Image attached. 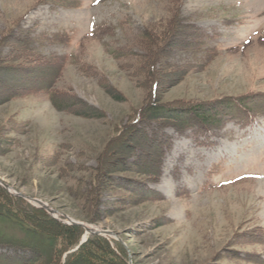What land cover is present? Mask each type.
<instances>
[{
	"label": "rangeland",
	"instance_id": "1",
	"mask_svg": "<svg viewBox=\"0 0 264 264\" xmlns=\"http://www.w3.org/2000/svg\"><path fill=\"white\" fill-rule=\"evenodd\" d=\"M179 3L183 24L211 38L195 52L191 26L158 49L163 77L154 101L174 108L263 97L264 0H0V187L113 232L102 236L122 244L130 264H264V112L213 133L159 127V138L172 142L161 166L150 144L151 154L130 140L158 124L136 123L150 97L137 62L150 51L130 39L148 23L165 25ZM21 29L60 59L51 89L65 106L46 89L20 93L9 82L7 66L26 63ZM121 47L130 54L117 56ZM212 47L218 51L208 53ZM148 156L150 176L142 168ZM15 251L0 244V257L24 256ZM27 262L20 264H52Z\"/></svg>",
	"mask_w": 264,
	"mask_h": 264
},
{
	"label": "trees",
	"instance_id": "2",
	"mask_svg": "<svg viewBox=\"0 0 264 264\" xmlns=\"http://www.w3.org/2000/svg\"><path fill=\"white\" fill-rule=\"evenodd\" d=\"M55 1L62 6L75 5V0ZM180 5L181 3H179L178 7L171 14L172 16L165 25L160 23H148L145 25L144 29L139 31V34L132 36L130 39L131 43L135 42L145 51H150L147 56H144V60L142 59L141 66L139 62H137L139 68L145 69L146 67L144 74L138 73V71L137 74H141L143 78L148 79L150 97L148 100L149 103L136 114V117H138L136 123H140L141 120L158 123L153 130H147V127H144V130H140L138 133L136 140L135 137L130 138V140L138 144L135 146L136 150L142 149L149 152V154H151L150 150L146 149V147L150 144L153 153L157 155L155 159L160 163V166L165 151L164 147H170L172 142L168 137L166 139L163 137L159 138V127L160 129L172 127L180 134H186V132L195 129L205 131L212 130L213 133V130L222 128L229 119L247 122L246 120L252 117L249 113L264 112V96L257 98L256 101L254 100L255 97L248 100L224 99L218 102L219 104L215 103L216 105L208 104L197 107L177 106L173 108L167 104L154 101L157 99L158 85L163 75V70L156 67V52L162 45H172L174 37L179 38L184 28H188L189 30L192 26L183 24L181 21L179 14ZM192 29L191 35L193 34L194 40L190 48L194 49L195 52H201L205 40L209 35L206 31L196 26H192ZM21 30V36H17L16 40L19 44L18 47L22 50L20 56L26 63L19 62L23 64L7 66L6 70L9 73V82L11 81L15 86L16 83L19 84L21 87L20 93L23 90L36 91L38 89H46L50 93L51 99L58 107L65 106V98L57 99L59 93L51 89L57 77V70L59 69V65L57 64L60 59H58L57 55L46 56L43 54L38 50V47L34 46L35 38L29 35L30 32L29 34H24L25 30ZM179 46L181 45L179 44ZM217 51V49H211L207 52L215 53ZM127 53H125L122 47L118 48L116 51V55L121 57L130 54V52ZM133 54L134 53L131 55ZM26 55L33 59H28ZM165 56L166 55H162L161 57L166 59L167 56ZM32 60H36V63ZM37 61L39 62L37 63ZM181 65L182 64L175 68H178V70L182 72L184 66ZM134 72H136L135 69ZM12 87L13 88L9 90L10 93H13L12 91L16 89V87ZM4 99L6 100L7 98ZM60 100H62L61 103L58 102ZM150 101H154V103L151 104ZM86 114L88 116H99L94 113ZM141 146H143V148ZM0 147L5 149L3 142ZM149 156L144 159L145 165L143 164L142 166L146 176L152 175L150 166L155 162V159H151ZM112 167H116V165ZM135 188H142V185L139 183L138 187ZM141 190L143 193L146 192L144 189ZM148 192L154 193L152 190ZM0 222V225H4L7 222L13 223L12 225L8 223L4 227L0 226V244L13 247V249L16 250L15 252H25L24 256L22 254L17 256L15 255L16 253L13 256L3 254V256L0 257V264H20L25 263L26 259L28 260L27 263H42V261L48 263L50 261L52 264H130L127 251L119 242L116 243L115 246H112V243L104 236L92 234L89 235L86 242L79 245L83 236L81 226L65 224L48 213L44 208L32 206L26 202L23 197L12 195L1 187ZM50 257L52 258L50 259Z\"/></svg>",
	"mask_w": 264,
	"mask_h": 264
},
{
	"label": "water",
	"instance_id": "3",
	"mask_svg": "<svg viewBox=\"0 0 264 264\" xmlns=\"http://www.w3.org/2000/svg\"><path fill=\"white\" fill-rule=\"evenodd\" d=\"M4 187H6L7 189H9L10 191H12V187L7 184V183H3ZM13 194L17 195V196H20V197H23V198H26V199H30L28 198L26 195L18 192V191H12ZM33 202L36 204V206L40 207V208H44L45 210H47L48 212H50L51 215H53L54 217H56V215L58 213H60L57 209L51 207L47 202H44L43 200L41 199H33ZM61 215L67 217L69 220H70V223H73V224H79V225H82L84 228H85V234L84 236L82 237L81 241H80V244H83L84 242H86L88 240V236L91 234H101V235H112L113 232L111 231H106V230H103V229H100L96 226H88L87 224L83 223V222H80V221H77L75 219H71L70 217H68L67 215L63 214V213H60ZM79 247V246H78ZM77 247V248H78Z\"/></svg>",
	"mask_w": 264,
	"mask_h": 264
}]
</instances>
